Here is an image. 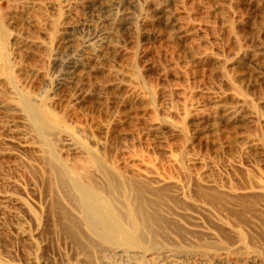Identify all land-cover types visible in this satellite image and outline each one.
Here are the masks:
<instances>
[{"label": "rangeland", "instance_id": "374dc122", "mask_svg": "<svg viewBox=\"0 0 264 264\" xmlns=\"http://www.w3.org/2000/svg\"><path fill=\"white\" fill-rule=\"evenodd\" d=\"M0 264H264V0H0Z\"/></svg>", "mask_w": 264, "mask_h": 264}, {"label": "bare ground", "instance_id": "6f19581e", "mask_svg": "<svg viewBox=\"0 0 264 264\" xmlns=\"http://www.w3.org/2000/svg\"><path fill=\"white\" fill-rule=\"evenodd\" d=\"M25 106L31 120L40 121L43 119V121L47 122L46 119L51 116V114L49 116V113L44 115L43 109L34 106L29 101L25 102ZM56 164L54 169H56L58 177L64 180L63 183L70 190L76 209L80 212V226L86 228L101 240L111 243H114V241L119 238L120 233H122V235L126 234V231L121 229L120 223L118 222L119 215L112 212L109 205L103 202L88 186L81 185L78 180L71 175L64 164ZM135 230L137 231V229Z\"/></svg>", "mask_w": 264, "mask_h": 264}]
</instances>
